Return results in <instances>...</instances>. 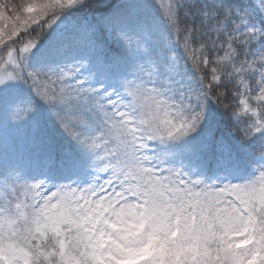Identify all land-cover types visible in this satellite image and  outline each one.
Segmentation results:
<instances>
[{"label":"snow or ice","instance_id":"obj_1","mask_svg":"<svg viewBox=\"0 0 264 264\" xmlns=\"http://www.w3.org/2000/svg\"><path fill=\"white\" fill-rule=\"evenodd\" d=\"M0 264H264V0H0Z\"/></svg>","mask_w":264,"mask_h":264}]
</instances>
